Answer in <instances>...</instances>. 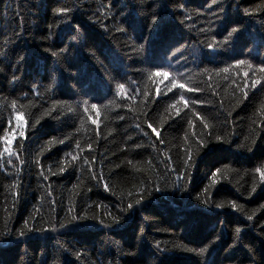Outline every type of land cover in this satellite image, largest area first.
Segmentation results:
<instances>
[{
	"label": "trees",
	"instance_id": "obj_1",
	"mask_svg": "<svg viewBox=\"0 0 264 264\" xmlns=\"http://www.w3.org/2000/svg\"><path fill=\"white\" fill-rule=\"evenodd\" d=\"M262 67L264 0H0V264H264Z\"/></svg>",
	"mask_w": 264,
	"mask_h": 264
},
{
	"label": "snow or ice",
	"instance_id": "obj_2",
	"mask_svg": "<svg viewBox=\"0 0 264 264\" xmlns=\"http://www.w3.org/2000/svg\"><path fill=\"white\" fill-rule=\"evenodd\" d=\"M245 12H247V10H245ZM153 16H154L155 18L151 20V24H152V26L154 27V26L158 23V21H159V16H158L157 14H153ZM235 31H236V29H233V32H235ZM17 35H19V33H17ZM53 55H56V53H53ZM21 59H23V57H21ZM237 63H238V64H244L245 61H243V60H239ZM157 67H159V66H157ZM223 71L227 72L228 69L225 68V69H223ZM260 71H261L262 73H264V67H262V68L260 69ZM153 75H155V76H160V77H162V78H167V77L169 76V73H168L167 71H158V72L153 73ZM244 76L247 77V76H248V73H245ZM162 82H163V80H161V83H162ZM170 84H171V87L168 88V91H172V89H173V88H176V87H179L180 89L185 88V85H184L183 83H180V84L177 85V82H176V80H175L174 78H173L172 80H170ZM257 85H260L261 88H264V84H262L261 81L258 80V79H251L250 84H249V81L246 79V80L244 81L243 87L240 88V91L242 92L243 96L246 98V97L248 96V92L245 91V89H248L249 87H251L252 89H256V88H257ZM118 87H119L121 90H123L124 85H123V84H120V85H118ZM238 87H239V86H238ZM189 91H192V89H189ZM181 100L184 101L185 107H187V103H188V102H187L186 100H184V97H181ZM192 103L195 104L196 101L194 100V101H192ZM92 108L95 109V108H96V104H92ZM178 114H179V112H177V115H178ZM16 119H17V121H20V120L22 119V117L18 115V116L16 117ZM121 119H123V117H121ZM93 123H96V122L93 121ZM148 127L151 128L152 125L149 124ZM205 127H207V125H205ZM20 135L23 136V135H24V132H21ZM216 139H217V140H220L221 137L217 136ZM7 143H8V144H11V143H12V140H10V139L7 140ZM256 171H257V172H261V170H260L259 168H257ZM44 178L47 179L46 176H45ZM261 178L264 179V172H261ZM254 190H255V189H253V191H254ZM141 199H143V197H141L140 199H136V200H135V204H137V205L140 204V203H141ZM218 206H219V205H218ZM132 207H133V205H132L131 203L128 204V208H132ZM233 207H236V205L233 204ZM262 207H264V205H262ZM78 219H83V217H79V218H78V217H76V216H72L71 220L68 221V223L73 224V225H77L78 223H74V222L77 221ZM247 219H248V220H251V219H252V216H251V215L248 216ZM66 226H67V225L64 224V223H60V225H59L60 228H65ZM52 230L55 231V225H53V229H52ZM32 231H34V230H33V229H29V228H27V221H26V222H25V228H24V229H21V230L19 231L18 235H19L20 237H24L28 232H32ZM38 231H42V229H40V230H38ZM240 231H241L240 228H237V229H236V232H237V233H239ZM141 232H143V228H141ZM157 247H159V246H157ZM245 247H247V245H245Z\"/></svg>",
	"mask_w": 264,
	"mask_h": 264
}]
</instances>
